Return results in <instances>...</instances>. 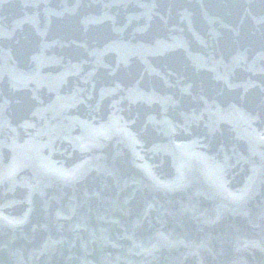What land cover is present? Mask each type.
Here are the masks:
<instances>
[{
	"label": "water",
	"instance_id": "obj_1",
	"mask_svg": "<svg viewBox=\"0 0 264 264\" xmlns=\"http://www.w3.org/2000/svg\"><path fill=\"white\" fill-rule=\"evenodd\" d=\"M0 264H264V0H0Z\"/></svg>",
	"mask_w": 264,
	"mask_h": 264
}]
</instances>
